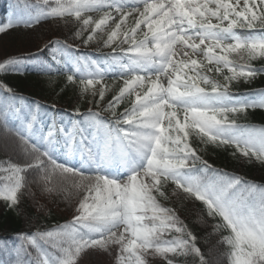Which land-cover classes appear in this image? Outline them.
I'll list each match as a JSON object with an SVG mask.
<instances>
[{
  "label": "snow or ice",
  "instance_id": "snow-or-ice-1",
  "mask_svg": "<svg viewBox=\"0 0 264 264\" xmlns=\"http://www.w3.org/2000/svg\"><path fill=\"white\" fill-rule=\"evenodd\" d=\"M45 3L48 11L10 18L0 34L49 17H74V38L110 51L90 60L52 41L0 61V74L67 73L66 83H79L97 105L112 91L102 109L109 115L76 108L73 119L57 120L35 101L17 107L24 97L0 82V128L14 138L20 156L3 162L0 199L17 206L25 192L35 195L30 184L77 199L70 221L20 233L18 244L5 242L12 258H0V264H77L81 253L98 249H114L116 264H148L150 256L163 264L189 257L194 264H216L181 219L182 208L166 205L173 198L198 203L202 217L213 221L212 234L226 250L223 264H264V186L216 168L194 146V139L228 146L233 155L264 163V127L230 119L264 108V91H231L233 81H250L264 74V66L230 58L264 59V0ZM55 45H61L62 59ZM110 73L118 86L103 83ZM13 120L19 121L15 128Z\"/></svg>",
  "mask_w": 264,
  "mask_h": 264
},
{
  "label": "trees",
  "instance_id": "trees-1",
  "mask_svg": "<svg viewBox=\"0 0 264 264\" xmlns=\"http://www.w3.org/2000/svg\"><path fill=\"white\" fill-rule=\"evenodd\" d=\"M54 3V0H48ZM66 3V0H62ZM48 4L45 0H0V24L7 23L10 18L17 19L27 15L36 14L40 11H48ZM74 17H49L34 27H24L23 25L7 30L0 34V61L8 57H22L43 49L44 45L52 41H62L76 49L71 53L74 56H87L90 60L102 59V53L110 51L108 48H101L98 43L92 42L84 44L80 39L74 38L73 33L77 25L72 23ZM58 49L57 58L62 59L61 45H55ZM49 55L51 49L46 50ZM48 59V56L44 57ZM239 60L240 63L250 62L255 67L264 66V59H255L247 61L240 59L236 54L230 57ZM56 67V65H53ZM88 69L81 68V71ZM67 73H41L37 71H25L23 74L9 72L0 74V82H3L12 88L18 96L24 97L16 106L20 104L28 105L32 101L44 107L40 109L41 113H47L48 116H55L57 120L63 116L65 121L73 119L69 114L76 108L80 112H85L89 108L100 112L103 116L109 113L102 111L107 100L111 98L112 91L106 93L105 100L99 105L90 98V94L82 93L79 83L71 85L66 83ZM79 80V76L77 78ZM55 80L51 85L50 82ZM104 84L109 86H118L120 81L114 73L104 77ZM91 88V86H89ZM96 87H100L97 85ZM231 91L234 94H250L253 92L264 91V74H258L254 79L245 81L243 78L233 81ZM0 92V107H2L3 96ZM250 99L259 97L250 96ZM235 118L237 123L250 124L257 128L264 127V108H249L244 113H236L230 116ZM47 119V117H45ZM19 121L10 122V127L15 128ZM14 138H6L3 129L0 128V177L3 176V162L11 160L18 162L20 156L14 148ZM7 144V147L5 145ZM194 146L201 150L204 159L214 165L216 168L229 173L238 175L249 183H255L258 186H264V163L256 161L254 158L249 161L242 155H233L234 149L228 146L217 147L213 144H203L198 139H194ZM29 181L31 176H26ZM2 187V184H0ZM31 191L35 194L29 195L27 192L20 198L17 206L9 207L7 202L0 199V258L11 259L3 250V245L18 244L16 237L20 233L34 232L37 229L44 230L54 228L56 225H62L73 215L77 203L76 197L71 200L65 199L60 195H49L40 190L35 184H30ZM169 207L182 208L180 211L181 219L198 236L199 245L207 255H210L216 264H223L225 260L223 247L218 246V237L212 234L211 225L213 221L207 217H202L200 205L191 201L177 202L175 198L165 202ZM77 264H83L80 257ZM150 264H163L162 258L157 259ZM181 264H194L192 258H184Z\"/></svg>",
  "mask_w": 264,
  "mask_h": 264
},
{
  "label": "rangeland",
  "instance_id": "rangeland-1",
  "mask_svg": "<svg viewBox=\"0 0 264 264\" xmlns=\"http://www.w3.org/2000/svg\"><path fill=\"white\" fill-rule=\"evenodd\" d=\"M50 83L53 85L55 80ZM90 98L93 99L92 96H90ZM72 217L73 215L70 216L69 220H71ZM86 252L87 254L81 253L80 255L83 264H116V256L118 253L114 249H109L108 251H105L104 249H98L95 251L86 250ZM160 258L161 257L159 256H150L148 257V264H150V262H155Z\"/></svg>",
  "mask_w": 264,
  "mask_h": 264
}]
</instances>
